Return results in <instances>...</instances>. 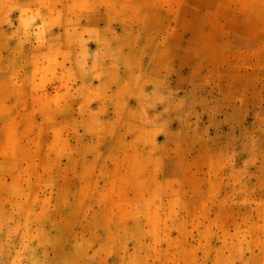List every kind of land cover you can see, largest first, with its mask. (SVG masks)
Instances as JSON below:
<instances>
[{"label":"rangeland","instance_id":"rangeland-1","mask_svg":"<svg viewBox=\"0 0 264 264\" xmlns=\"http://www.w3.org/2000/svg\"><path fill=\"white\" fill-rule=\"evenodd\" d=\"M0 264H264V0H0Z\"/></svg>","mask_w":264,"mask_h":264}]
</instances>
